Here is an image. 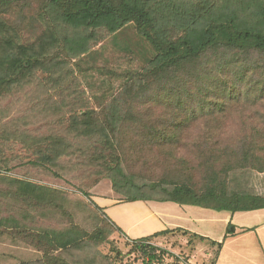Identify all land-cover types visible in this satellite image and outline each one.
Segmentation results:
<instances>
[{
    "label": "rangeland",
    "instance_id": "374dc122",
    "mask_svg": "<svg viewBox=\"0 0 264 264\" xmlns=\"http://www.w3.org/2000/svg\"><path fill=\"white\" fill-rule=\"evenodd\" d=\"M13 2L0 19V264H146L150 248L134 246L79 191L90 194L100 183L120 201L165 199L179 186L190 189L189 201L214 207L246 206L254 197L264 204V169H252L250 158L204 152L206 144L241 139L228 132L250 125L234 117L251 104L232 109L230 102L219 119L197 113L173 141L154 139L156 131L175 132L198 103L226 106L208 92V77L197 89L144 90L141 70L154 51L134 23L84 33L82 53L76 30L62 25L49 0ZM256 3L263 9L264 0ZM257 15L250 16L254 24ZM19 62L29 69L20 73ZM202 241L177 234L150 246L160 256L156 264H214L215 251L193 253Z\"/></svg>",
    "mask_w": 264,
    "mask_h": 264
},
{
    "label": "trees",
    "instance_id": "16d2710c",
    "mask_svg": "<svg viewBox=\"0 0 264 264\" xmlns=\"http://www.w3.org/2000/svg\"><path fill=\"white\" fill-rule=\"evenodd\" d=\"M49 1L59 9L62 25L76 30L75 36L79 38L76 40L77 49L82 53L84 40H86L84 33L88 34L97 29L115 32L129 23H134L136 34L154 51L149 63L141 70V83L144 84V90L161 93L197 89L200 87L199 82L206 76L209 80L208 92L214 94V99L226 100L225 107L222 102H209L211 100H208L206 104L198 103V109L193 108L190 112L185 111L182 114L178 124H175V132L167 134L156 131L153 135L156 137L154 139L161 138L162 141L169 137L170 141H173L179 136L177 134L179 128L181 126L184 130L188 128L197 119V113H202V117L212 114L214 119H219L223 117L221 113L227 110L230 102L233 103L232 109H240L245 104H251L252 110H247L246 114L239 112V115L234 117V120L240 123L246 121L250 125L246 124L247 128L245 125L236 126L241 129L233 128L231 132H228L232 138L241 137V139L227 143L222 148H218L215 144H206L204 152L213 157L237 156L246 163L250 158L253 163L252 169L257 171L264 169V124L257 117V114H260L264 118V7L261 9L256 3L257 0ZM13 3H15L13 0H0V19L6 20L7 13L13 8ZM254 12H258L256 24L250 19ZM22 63L19 62L16 66L20 73L29 69L28 65ZM31 65L32 63L30 67ZM254 77H261V80L256 83L253 80ZM218 80L224 83L221 85L217 83ZM245 82V88H243L244 84L238 86ZM251 90L255 93L250 94ZM194 126V128L198 127L196 124ZM205 129L220 130L218 127ZM246 137H249L250 141H247ZM177 146L178 149L181 147V145ZM183 147L179 152L182 153L180 154L182 157H186ZM31 164L41 165L39 161ZM254 165H261V167ZM79 191L108 221L107 216L91 200L90 194L83 190ZM191 195L193 194L189 188L176 186L170 193V197L165 199L135 196L127 201L174 202L232 212L264 208V204H260L262 200L259 197L251 198L246 206H230L224 203L214 207L189 201L187 198ZM113 226L122 234L119 228ZM169 233L166 231L131 241L141 250L150 248L151 251L145 253L147 259L143 261H146V264H156L161 260L160 256L155 254L157 249L150 246L151 242ZM232 233L233 229L228 227L227 234Z\"/></svg>",
    "mask_w": 264,
    "mask_h": 264
},
{
    "label": "crops",
    "instance_id": "0c3cea01",
    "mask_svg": "<svg viewBox=\"0 0 264 264\" xmlns=\"http://www.w3.org/2000/svg\"><path fill=\"white\" fill-rule=\"evenodd\" d=\"M90 197L130 240L169 231L156 239L177 234L204 238L192 246L193 253L215 251L214 264H264V208L232 212L174 202L120 201L104 183L90 190ZM228 227L234 228L232 234H227Z\"/></svg>",
    "mask_w": 264,
    "mask_h": 264
}]
</instances>
